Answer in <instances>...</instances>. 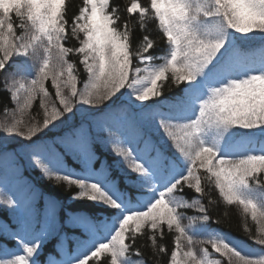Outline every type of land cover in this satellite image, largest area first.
<instances>
[{"label":"snow or ice","instance_id":"6c2138e0","mask_svg":"<svg viewBox=\"0 0 264 264\" xmlns=\"http://www.w3.org/2000/svg\"><path fill=\"white\" fill-rule=\"evenodd\" d=\"M126 12L154 24L157 35L135 44L134 22H121L109 0H83L72 15L66 0H0V90L15 104L11 119L3 108L0 132L4 141H27L25 155L46 177L79 189L72 199L81 202L69 213L80 229L75 252L62 250L48 264H99L102 255L103 264H147L142 238L170 253L165 264H264V0H131ZM256 40L258 58L244 48ZM78 65L87 74L82 88ZM164 82L179 89L168 111L159 107ZM37 99L42 118L21 127L17 111ZM237 135L252 145L242 156L235 155ZM100 149L121 157L127 171L101 159ZM18 155L0 151L5 172ZM3 184L0 212L16 227L0 235L17 250L0 264H39L60 202L49 196L38 211L44 194L34 186L17 181L12 191ZM213 189L250 213L257 227L245 231L259 253L220 235L196 240L210 220L201 200ZM192 208L200 215L186 216ZM168 234L171 248L160 242Z\"/></svg>","mask_w":264,"mask_h":264},{"label":"trees","instance_id":"16d2710c","mask_svg":"<svg viewBox=\"0 0 264 264\" xmlns=\"http://www.w3.org/2000/svg\"><path fill=\"white\" fill-rule=\"evenodd\" d=\"M143 3H150V0H141ZM83 0H66V7L68 8V14H78L79 8L82 6ZM131 0H109V4L117 7L120 12L121 22L125 19L134 22L133 26V36L132 39L135 44H139L142 36L148 34L152 37L157 35L156 26L151 22L146 24H141L136 20L137 14L129 15L126 12V7L130 6ZM239 35V34H238ZM261 47V42L259 40L247 42L244 48L249 52H255L256 57H259V50ZM158 55H163V50L157 51ZM70 62L78 64V60L75 56L69 58ZM158 63L161 61H157ZM142 68L144 65H140ZM79 75L77 76V87L82 88L83 82L87 81V74L83 71V66L78 65ZM19 78V77H18ZM3 77L0 76V83H2ZM162 90L161 96L158 98L165 103L160 104L159 107L162 111H168V103L173 101L179 92L176 86H172L171 90L167 87V82ZM45 87L48 89L50 98H55V88L52 86L51 79L45 82ZM182 87V86H181ZM66 91V90H65ZM123 91V90H122ZM6 94L0 90V125H3L5 121V116L3 108L7 105L9 109V119H11V110L15 108V104L8 103L5 99ZM50 102V101H49ZM155 101H149L148 103H154ZM43 115V109L39 107V100H35L32 106L26 109L24 112L17 111L16 118L23 121L21 127L28 125L29 123H35L40 120ZM80 114H77L79 118ZM247 131V130H241ZM6 134L0 132V151L7 150L9 152L15 151L19 155L17 156L14 168L10 167L7 172H5L3 162H0V191H4L3 182H7L8 189L15 191L16 182L19 181L21 184H27L29 186H34L38 193H43V198H38L36 201V207L38 211H42L45 204V200L50 196L55 198L60 202V208L57 213V222L55 225V230L52 235H49L44 241L42 250L39 255V264H48L51 259L61 260L62 250L69 253H74L77 240L80 238L78 233L80 229L74 226L73 221L69 213H75L77 210V205L81 202L80 200H73V196H78L79 189L75 185H70L65 181H56L54 178L49 179L46 177L42 171L35 167L25 155L23 147L21 145L28 143L23 140L22 137H8L4 141ZM153 135L157 140H162V136L157 129H153ZM234 143L240 144V147L235 152L236 156H242L247 151L252 150L251 144H246V138L237 135L233 138ZM162 148L165 152L168 151V144L162 143ZM256 148L260 147L259 139H257ZM125 147L132 148L134 145H126ZM98 154L101 159H106L110 166L119 165V169L127 171L126 162L122 160L121 157L117 156L115 153L109 151H104L100 149ZM100 161L97 160L95 167H99ZM53 173L56 175H63L62 169L53 168ZM79 171V169H77ZM116 171L114 169V175ZM8 194H11L9 192ZM192 195H195L194 192ZM185 199H188L186 196ZM89 204L94 202L89 201ZM201 203L208 209V214L210 215V220L207 222V230L202 233H198L196 240H206L209 236L220 235L224 236L231 243L241 248L244 251L259 253L261 251V246L256 245L253 241L248 239V235L245 229H249L253 232L256 230V223L251 220V215L245 214L243 207L239 204H227L223 197L219 195L218 190L213 189L206 197L201 200ZM102 215V213H101ZM186 216H196L200 215L197 209H187L185 210ZM15 218L6 212H0V232H4L6 228L15 229ZM168 234L165 236L161 243L166 247L171 248L172 242ZM141 246L143 251V258L146 260L147 264H165L169 259L170 253H157L156 249L152 246L150 240L141 239ZM206 246L211 251V245H197ZM16 242L12 239L5 240L3 235H0V259L6 257L8 252L16 251ZM51 254V255H50ZM214 257L219 258V255L214 253ZM105 257L102 255L100 257L99 264H103ZM222 259V258H221ZM91 264V262H90Z\"/></svg>","mask_w":264,"mask_h":264}]
</instances>
